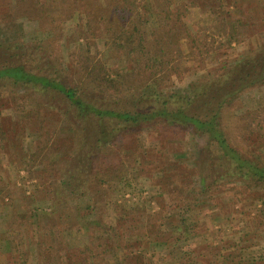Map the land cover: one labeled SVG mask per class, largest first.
Here are the masks:
<instances>
[{"label":"rangeland","instance_id":"obj_1","mask_svg":"<svg viewBox=\"0 0 264 264\" xmlns=\"http://www.w3.org/2000/svg\"><path fill=\"white\" fill-rule=\"evenodd\" d=\"M29 2L0 0V63L22 54L27 62L36 58L51 69L49 76L68 85L82 78L70 56L87 50L106 63L110 76L126 70L133 58L114 39L131 24L143 31L156 57L154 38L160 33L170 54L182 53L171 69L150 76L153 89L166 94L193 86L264 45V0H134L121 11L122 0H89L81 18L67 16L60 30L51 31ZM167 4L184 16L161 21ZM8 12L11 18L5 17ZM235 19L241 20L238 32L227 42L229 20ZM184 20L208 43V53H199L203 45L192 47ZM117 83L121 91L133 89L132 83ZM3 86L0 264H88L90 251L98 264H158L162 252L160 264H173L168 247L159 243L184 216L192 228L185 245L193 262L210 264L219 251L220 264H264V230L258 224L264 187H245L225 174L221 158L205 179L211 160L200 164L191 135L168 130L163 122L141 130L113 118L81 117L55 89L34 85L26 95L17 85ZM83 96L91 101L94 92ZM261 106L264 83L242 91L225 119L230 125ZM246 140L247 153L264 159V139ZM202 186L209 190L204 193ZM85 246L90 251L82 252ZM185 260L180 261L192 264Z\"/></svg>","mask_w":264,"mask_h":264},{"label":"trees","instance_id":"obj_2","mask_svg":"<svg viewBox=\"0 0 264 264\" xmlns=\"http://www.w3.org/2000/svg\"><path fill=\"white\" fill-rule=\"evenodd\" d=\"M87 1L89 0H31L29 5L35 7L39 16L45 17L44 29L51 31L60 30L67 16L78 13L81 18ZM122 1L124 4L119 6V11L128 3L129 5L134 3V0ZM188 1L191 4L190 0ZM117 4L119 3L114 5L117 6ZM170 6L172 5L167 4L166 12L162 17L159 16L161 21H170L172 15L179 18L184 16L179 15L180 13L178 14ZM11 16L10 12L5 14L6 18ZM216 19L219 20L218 17ZM239 21L241 20H229L231 32L226 36L227 42H232L234 32H238L235 28L241 23ZM143 22L145 24L147 21L143 19ZM181 24L183 33L192 47L200 48L203 45L199 53H208L209 48L206 46L208 43L199 39V31L194 32L185 20ZM131 26L129 30L123 29L122 26V30L114 39V45L126 47L127 55L133 58L128 68L117 77L110 76L106 63L90 53V50L76 57L70 56L78 70V75L82 77L79 84L75 85H68L49 76L51 73L49 67L44 63L42 65L36 62V58H31L27 62L22 54L13 62L0 63V83H2L0 88L4 87L3 85H17L26 95L34 85L55 89L76 105L78 115L81 117L91 114L95 117L113 118L141 130L157 122H163L166 129L181 130L183 134L191 135L198 142L196 156L202 155L199 157L202 160L200 164L211 160L210 173L205 176V179L213 176L214 162L221 158L226 163L225 174L235 176L245 187H264V159L255 160L246 151V139L251 137L256 140L264 139V108L261 106L248 111L232 120L230 125L225 119L229 104L242 91L264 83V45L255 54L242 58L232 66L216 70L213 75L201 78L197 84L186 85L179 91H170L166 94L162 90L153 89L150 76L171 69L172 63L182 58V53L174 50L175 54H170L164 46L163 33H160L154 38L156 52H158L156 57L148 48L150 43L143 31L136 24ZM2 39L0 33V40ZM118 79L122 85L132 83L133 89L119 90ZM90 92H94V99L87 101L83 95ZM136 97H139V100H136ZM0 132H3L1 122ZM97 140H105L104 145L109 143L106 139ZM2 146L4 144L0 138V149L3 148ZM201 188L204 193L209 190L206 186ZM178 220L174 231L168 238L161 240L159 245L161 244L163 249L168 247L166 253L175 260L173 264L181 263L182 259L191 260L192 264H199L198 261H192L194 255L185 245L186 240L192 236L189 220L185 216ZM258 224L264 230V202L261 203ZM86 251H90L87 246L82 252ZM90 253L87 257L88 264H98V255L91 251ZM163 255L162 252L157 256L158 264L164 260ZM220 256V252L217 251L209 261L210 264H220ZM255 262L247 264H258Z\"/></svg>","mask_w":264,"mask_h":264}]
</instances>
